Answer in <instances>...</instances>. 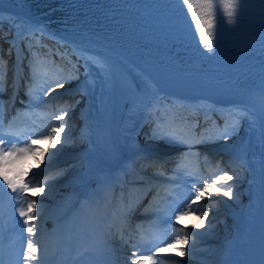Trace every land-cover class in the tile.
Instances as JSON below:
<instances>
[{
	"label": "bare ground",
	"instance_id": "obj_1",
	"mask_svg": "<svg viewBox=\"0 0 264 264\" xmlns=\"http://www.w3.org/2000/svg\"><path fill=\"white\" fill-rule=\"evenodd\" d=\"M39 10L58 16L96 39L89 40L46 25L40 17L35 16ZM0 19L3 21L0 23V55L3 56L4 61L7 60L6 55L9 57L7 67L1 68L3 73H6V83L0 85V116L3 114L5 100L9 93L11 96V82L15 73L20 74L17 76L18 90L22 92L26 88L30 62L38 74V80L57 76L67 78L79 73L78 80L72 79L71 83L65 84L64 88L53 92L45 98V103H41L40 123L37 128L34 129L28 125L29 131H33L34 135L44 133L50 124H54L51 116L44 117V114L46 112L49 114L50 108L58 107L57 111H59L61 106L69 105L75 106L70 116L77 119L76 123L79 126L77 134H62L68 137L67 141L78 144L76 148L60 150L65 143L49 148L47 141H38L41 142L40 145L38 144L41 149H48L43 163L44 170L41 173L45 174L56 168H62L52 175L60 173L58 178L45 179L51 185L50 189L48 184H45L43 192L39 188L36 189L34 198L37 200V207L41 214L32 222L36 226L32 239L37 242L38 252L37 259L31 261V264H47L49 246L43 230L50 222H59L64 226V231L72 244V250L75 251L72 264H100L101 256L97 245L87 241L89 227L94 221L96 223L100 220L103 223L102 238L108 244L107 248L116 263L125 264L127 261V264H130L133 250H129V247L124 249L125 247L118 241L122 242L124 238V241H127L126 246L130 244L132 237L137 235L144 221L143 217L151 215L147 211L149 205L145 200H149L153 205L157 199L153 200L155 199L152 197L153 194L145 190L147 183L151 181H155L161 189L163 188L159 182L164 181L166 167L171 162L164 159L166 155H178L182 160L190 161V163L182 164L178 162L180 164L178 167L183 169V172L188 170L186 176L189 177V181L185 183H191L192 188L199 181L207 179L210 182L214 175L223 174L224 169H229L239 176V178L233 176V180L228 182L233 188L232 198L221 195L223 219L211 225L219 234L220 245L210 246L208 251L197 254L203 258L202 260L209 261L208 263L196 262V264L219 262L238 264L244 256L245 243L250 233L259 190L257 159L261 138L253 113L248 107L238 102H216L191 97L179 92L176 88L159 86L134 66L126 55L147 63L165 64L182 70H241L237 67L248 64L161 48L104 25L92 23L76 14L63 13L57 8L50 7L46 2L38 0H0ZM29 20L38 23L44 32L25 35L24 38L17 40V46L12 48L11 52L17 48V53L19 52L20 55L16 54L15 57L20 56L18 60L21 61V68L16 66L13 72V61H11L13 54H9V41L16 35V25ZM10 21H15V25ZM29 44L31 48L28 47ZM74 49H85L89 54L102 55L107 58L110 70L102 71L89 64V74L86 77L83 61H77L76 55L73 54ZM68 59L73 62L66 66L63 61ZM114 62H119L128 69L141 92L139 95L136 94L133 104L123 114L117 131L110 133L108 114L113 90ZM249 66L252 67L250 71H264L262 63H250ZM76 93L81 96L72 101ZM24 95L26 98L24 106L26 105V108L32 111L33 105L30 104L29 97ZM15 99L23 101L19 94H16ZM10 112L18 113L14 108H11ZM158 116L165 121L155 126L152 119ZM238 117L244 118L238 119ZM195 127H197L196 131ZM154 129L159 130V135L155 138L153 137ZM182 129H184L183 137H179L178 130ZM186 146L188 148H182ZM143 147L147 150H165V152L147 157L139 150ZM58 151L59 156L55 155L49 163L47 155L53 152L58 153ZM87 152L94 154L88 156ZM126 154L131 158V166L123 180H118L113 186L107 188L109 198L104 197L107 196L105 190L104 196L98 198L95 205H86L80 197L84 187L91 183L95 187L103 182L116 160ZM67 162L69 164H66ZM37 169L36 160L31 157L15 166V170L21 175L28 173V176L24 178L31 181L32 173ZM157 172L161 175H154ZM9 191L6 185L0 187V227L2 228H0V234L8 231L10 237L20 244V250L23 251L29 234L16 211L23 198L15 196L16 193H14L16 203H7L6 197ZM174 191L178 194L175 198V207L180 201H184L185 204L188 202L185 198L190 190H184L183 194L182 189L177 187ZM29 194L33 196L29 192L28 198H30ZM55 196H58V199L56 203H52ZM60 201L65 203L60 205ZM194 223L201 228H206L207 225L201 223L198 218L194 219ZM174 227L178 226L168 224L167 236L173 233ZM131 229L133 235L129 232ZM84 242L87 247L82 248V251L85 250L86 253H81L77 249ZM178 253L176 248L170 251L163 247L159 256L160 264H184L183 261L172 258Z\"/></svg>",
	"mask_w": 264,
	"mask_h": 264
},
{
	"label": "snow or ice",
	"instance_id": "obj_2",
	"mask_svg": "<svg viewBox=\"0 0 264 264\" xmlns=\"http://www.w3.org/2000/svg\"><path fill=\"white\" fill-rule=\"evenodd\" d=\"M241 3L242 0H182V4L187 8V14L190 15L191 23L194 24L195 32L199 37L198 44L205 53L211 54L218 47V36L222 31V25L225 27V24L228 26H235L237 24ZM2 22V19H0V23ZM10 23L15 25V21H10ZM16 28L15 37L9 41V54H11V49L17 46L18 39L24 38L25 35H34L36 32L41 34L44 32V29L38 23L30 20L16 25ZM28 47L31 48V44ZM73 54L76 55L77 61H83L86 77L89 74V64L94 65L102 71L110 70L107 58L100 54H89L88 50L85 49H74ZM0 65H3L4 68L7 67L2 55H0ZM0 73H3V69H0ZM37 75L30 62L29 77L26 81L27 91L25 94L29 97L31 105L45 103V98L53 92L64 88L66 83L72 82V79H79V73L75 74L74 77L69 76L64 78L57 76L56 78H44L42 80H38ZM5 77L6 73L0 74V85H5ZM85 83L87 84L88 81L86 80ZM72 110L71 106H61L58 114L54 117L55 124H50L44 133H38L33 138L23 141L22 146L19 147L17 146V144L21 143L19 139H6L3 132L0 131V181H2L0 187L6 185L8 190L12 193H17L18 197L23 198L19 202L16 211L29 234L26 248L22 251L25 264H31V261L37 259V242H34L32 239V236L35 235L36 226L32 222L41 214L37 207V200L35 198H28L27 193L31 192L33 197H35L36 189L39 188L43 192L45 184H48V181L33 183L31 180L24 178L28 176V173L21 175L15 170V166L28 157L36 160L37 166L45 162L44 158L48 154V149H41L36 143L37 140L47 141L49 148H55L57 145L64 144L68 139L67 136L62 135L68 127L65 118L70 116ZM243 118L238 117V119ZM61 121L64 122L61 123ZM0 129H2V125H0ZM8 135L10 137H19L20 134L9 132ZM157 135H159V130L154 129L153 137L155 138ZM225 138H227V134H225ZM166 139L171 138L166 137ZM55 155V152L47 155L49 163ZM240 166L242 167V165ZM59 175L60 173H57L55 176L49 177V179H56ZM154 175L159 176L161 174L157 172ZM169 179L171 180L172 178L170 177ZM232 180L233 175H228L225 171L223 174L214 175V178L210 182L207 179L197 182L193 190L188 194V202L185 204L183 201H180L174 209L168 212L169 219L174 218L177 224L182 218L190 215H197L202 220L206 219L208 215V212L205 210L206 206L200 205L198 202L202 199L208 200L213 195L220 194L232 198L233 188L228 183ZM48 187L50 189L51 185L48 184ZM148 190L150 191L151 189L149 188ZM193 205L196 206L193 207ZM191 227L193 226L185 227L180 225L179 227H174L173 235L169 237L168 242L163 244V247L168 248L170 251L172 248H176V251L181 256H184V246L189 243L191 236L198 235L197 232L189 231ZM124 242L127 243V241ZM163 247L157 246L154 248V251L145 255L142 250L137 249L136 245H133L134 250L130 258V264H158V256L163 251ZM0 264H2V261H0Z\"/></svg>",
	"mask_w": 264,
	"mask_h": 264
},
{
	"label": "rangeland",
	"instance_id": "obj_3",
	"mask_svg": "<svg viewBox=\"0 0 264 264\" xmlns=\"http://www.w3.org/2000/svg\"><path fill=\"white\" fill-rule=\"evenodd\" d=\"M6 59L7 60H5V62L7 64V62L9 63V57L7 55H6ZM60 61L62 62V59H60ZM71 62H73V61L71 59L70 60L68 59V60H64L63 64L68 66V64L70 65ZM3 67H4L3 65H0V69L3 68ZM140 92H141V90H138V95H139ZM25 93L26 92H24V94ZM80 96L81 95L79 93H76L73 96L72 101L76 100ZM71 107L73 109L72 111H74V107L75 106H71ZM57 108L58 107L50 108V111H48L49 114H47V112H46V114H44V117H47V116L50 117L51 116V119H53L54 124H55L54 117H55L56 114H58ZM52 109H54V110H52ZM72 111L70 112V115H72L71 114V113H73ZM65 119L67 120L68 127H67V129H66L64 134H66V135H72L74 133L77 134L79 132V126H78V123H76L77 119H75L74 117H71V116L70 117H66ZM63 122L64 121H61V123H63ZM183 130L184 129H182L181 131H183ZM189 130H191V129H189ZM38 141H40V140L36 141L37 145L38 144L40 145V143L43 142V141H41V142H38ZM78 146H79L78 144H73V143L67 141V142H65V144L63 145V147L60 150L72 149V148H76ZM58 156H59V151H58V153H56V157H58ZM66 164H69V162H67ZM43 165L44 164H40L39 166H37L38 169L35 172L32 173V175H33L32 182L33 183H39L40 181H44L46 178L54 175L56 172H58L62 168V167H59V168H56V169L52 170L49 173L42 174L43 172L41 173V171L44 170L43 169V167H44ZM224 171H226L230 175H233L234 177H238L239 178V176L234 175L233 171H231L229 169H224ZM225 190H226V187H225ZM221 195L222 194L213 195L208 200L202 199L201 201L198 202L200 205L206 206L205 210L208 212V215H207L206 219L202 220L197 215H190V216L182 218L181 221H179L178 224L175 222L174 218L171 219L172 221L170 220L168 222L170 225H176L178 227L180 225H183L185 227L193 226V227L189 228V231L198 233V235H196V236H191L190 240H189V243L184 246L185 255L181 256L180 253H178L177 256H173L172 257L173 259L183 261L184 264H196L197 261H202L203 263H208L209 262L206 259L202 260L203 258L199 257L197 254L198 253H202V252L204 253V252L208 251L212 246L220 245V243L218 241L219 234H218V232H216V230H214L211 227V225L214 222L220 221V220L223 219L222 216L224 215V209H223V207L221 205ZM13 196H14V193L9 191L8 194H7V197H6L7 203H9V200H12L11 198H13ZM29 196H30V198H34L31 194H29ZM57 199H58V196H55L53 198V200H52V203H56ZM195 206L196 205H194V207ZM195 218H198L201 223H206L207 224L206 228H201L199 225H196L194 223V219ZM172 235H173V233L170 234V236H172ZM118 242L122 243V245L125 247L124 249H128V247H129V250L130 249L134 250L133 245L131 243L127 244V246H126V244H125V242L123 240H122V242H121V240H119ZM159 256H160V254H159ZM125 264H127V261L125 262Z\"/></svg>",
	"mask_w": 264,
	"mask_h": 264
},
{
	"label": "water",
	"instance_id": "obj_4",
	"mask_svg": "<svg viewBox=\"0 0 264 264\" xmlns=\"http://www.w3.org/2000/svg\"><path fill=\"white\" fill-rule=\"evenodd\" d=\"M19 58H20V57H19ZM19 58H18V59H19Z\"/></svg>",
	"mask_w": 264,
	"mask_h": 264
}]
</instances>
